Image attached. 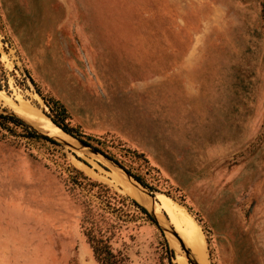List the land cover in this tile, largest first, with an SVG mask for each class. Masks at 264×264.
<instances>
[{"label": "rangeland", "instance_id": "obj_1", "mask_svg": "<svg viewBox=\"0 0 264 264\" xmlns=\"http://www.w3.org/2000/svg\"><path fill=\"white\" fill-rule=\"evenodd\" d=\"M0 91L20 119L0 118V264H97L89 180L126 211L153 205L157 224L108 232L130 264H191L158 194L191 215L208 264H264V0H0ZM46 97L90 146L17 109L48 118Z\"/></svg>", "mask_w": 264, "mask_h": 264}, {"label": "trees", "instance_id": "obj_2", "mask_svg": "<svg viewBox=\"0 0 264 264\" xmlns=\"http://www.w3.org/2000/svg\"><path fill=\"white\" fill-rule=\"evenodd\" d=\"M44 100L49 109L47 116L54 124L68 134L88 143L86 139L82 138V135L79 132L73 131V127L68 125L66 121L67 111L58 99L46 97ZM0 118L5 120L10 119L12 121L20 120L15 115H5L2 113H0ZM0 124H3L2 120H0ZM41 136L44 139L53 141L50 136L45 134H42ZM95 148L96 150H100L98 147ZM125 171L130 173L141 184H145L143 179L138 174L131 173L128 169H125ZM88 183L90 188H92V186H96L94 193L96 194L98 200H95L94 203H88L90 206H88L85 211L80 225L82 227L85 240L90 247L93 258L97 264H130L127 255L123 251L111 247L108 232H110L114 221H126L130 218L127 217L128 215L135 216L136 213H142V216H144L146 221L157 224L155 217L144 205L138 203L134 199H131V202L136 207L135 211L129 212L122 209V206L125 203V196L117 194L115 191H110L104 183L99 181L96 182L94 180H89ZM115 209H119L121 211L119 213H115ZM107 219H109V221Z\"/></svg>", "mask_w": 264, "mask_h": 264}, {"label": "bare ground", "instance_id": "obj_3", "mask_svg": "<svg viewBox=\"0 0 264 264\" xmlns=\"http://www.w3.org/2000/svg\"><path fill=\"white\" fill-rule=\"evenodd\" d=\"M17 109L22 112L24 117H27L28 119H30V121L36 124L39 128L43 129L46 133L50 135L53 134L55 136L56 135H60V136L67 135L58 126L55 125L64 134L56 132L55 130H57V128L51 123V121L46 116L42 115L36 108L29 106V105L22 104L21 106H18ZM49 131H52V132H49ZM111 176L113 179L116 180V177L113 174H111ZM138 196L139 198H142L139 194ZM157 201L158 202L155 204L159 208L165 211L167 215L166 219L169 221L170 224L174 226V229L179 233L184 243L190 247L198 263L208 264L203 233L201 232V229L197 226L195 221L192 219L191 215L186 211V209L183 206L175 203V201L173 202L171 199L163 195L158 194ZM150 206L153 208L152 204H150ZM161 217H163V215ZM163 219L165 218L163 217ZM170 238L174 245H179L176 238H174L171 235H170ZM181 260L183 259L181 258ZM184 261L181 262L180 259L177 258L176 264H185L186 262L184 263Z\"/></svg>", "mask_w": 264, "mask_h": 264}, {"label": "water", "instance_id": "obj_4", "mask_svg": "<svg viewBox=\"0 0 264 264\" xmlns=\"http://www.w3.org/2000/svg\"><path fill=\"white\" fill-rule=\"evenodd\" d=\"M52 122V121H51ZM53 123V122H52ZM56 125V124H55ZM57 126V125H56ZM60 128V127H59ZM61 129V128H60ZM62 130V129H61ZM63 131V130H62ZM65 132V131H63ZM67 133V132H65ZM68 134V133H67ZM46 135V134H45ZM70 135V134H68ZM49 136V135H47ZM77 141L81 144V145H84V146H90L89 143H87L86 141L84 140H80V139H77ZM91 149L93 151H96V148L94 146H91ZM129 174V173H128ZM148 210V209H147ZM154 217H155V214H154V210L153 208H151V210L149 211ZM156 219V217H155ZM164 222L163 224H165L166 226V230L171 233L178 241L179 245H180V248L182 249L183 251V256L186 257V259L191 263V264H199L194 253L192 252V250L190 249L189 246H187L184 241L182 240V238L180 237V235L178 234V232L174 229V227L172 226V224L169 223V221L167 219H163ZM157 222V221H156Z\"/></svg>", "mask_w": 264, "mask_h": 264}]
</instances>
